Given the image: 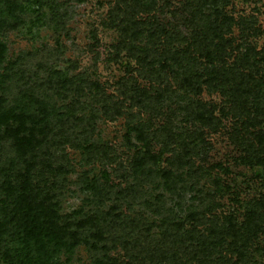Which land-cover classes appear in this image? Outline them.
Returning <instances> with one entry per match:
<instances>
[{
	"label": "rangeland",
	"instance_id": "374dc122",
	"mask_svg": "<svg viewBox=\"0 0 264 264\" xmlns=\"http://www.w3.org/2000/svg\"><path fill=\"white\" fill-rule=\"evenodd\" d=\"M138 2L144 9L133 12L124 45L122 0H13L10 10L0 3V131L5 119L33 124L36 99L51 122L74 115L94 123L79 145L52 150L59 161L45 175L59 224L78 236L52 263L185 264L195 246L191 264H264V234L241 257L226 251L231 235L217 236L218 228L238 229L255 201L264 204V0ZM235 69L252 76L239 77L252 86L244 114L233 109L236 83L224 76ZM58 80L84 91L63 89L64 99L49 88ZM114 109L121 114L105 113ZM20 165L15 151H0V221L8 222L0 264L20 242L6 191ZM190 231L184 252L178 241Z\"/></svg>",
	"mask_w": 264,
	"mask_h": 264
},
{
	"label": "trees",
	"instance_id": "16d2710c",
	"mask_svg": "<svg viewBox=\"0 0 264 264\" xmlns=\"http://www.w3.org/2000/svg\"><path fill=\"white\" fill-rule=\"evenodd\" d=\"M122 2V5H117V9L121 13V19L117 26L119 27L121 36L119 44L124 45L128 43V39L135 32L136 22L133 18V12L136 13L139 10H143L144 6L138 0H122ZM0 3H4L8 10L13 9V0H0ZM215 13L217 15L219 13L217 8L215 9ZM3 24L4 21L1 20L0 28L3 27ZM217 29L218 27H215L213 31ZM193 39L192 45L195 43L196 34L193 35ZM218 39L222 40L223 38L218 36ZM205 47L204 57L211 61L212 50L207 45ZM220 49L221 47L215 48V52ZM6 51V45L0 42V64L5 61ZM257 53L259 59L264 61V51ZM235 71H237L235 74L228 72L224 76H229V78L227 77V80H229L228 85L235 81V90L232 87L230 89L231 93L236 92L230 95L236 104V106L233 105V109L244 114L247 101L246 97L252 93L250 90L252 86L248 82L244 85V78L239 79V77L245 76L250 80L252 76L251 74H240L239 69H235ZM184 81L185 88L192 86L190 80L187 78ZM68 84L59 80L54 82L50 81L49 88L64 99L69 96L61 92L63 89H67L74 97L81 96L84 91L82 85H76L74 83ZM35 102L37 103L38 111L33 124L20 127L14 124V121H17L16 118H13V120L5 119L3 120V130L0 131V151L12 149L19 155L21 163V169L16 175L18 183L16 186L10 185L9 188H6V191L10 189L7 198H12V201L15 203L14 212L9 222L13 223L15 229L19 232L21 231L19 244L11 249L6 248L2 254V258L6 264H53L52 260L61 249L66 248L68 245L72 248L78 243L76 232H71L67 226H61L59 224V216L56 213L55 204L53 203L52 184L49 183L50 180L45 174L53 173L55 166H52V163L59 161L53 155L52 150L62 152L64 144L67 142L73 143L75 140V143L79 145L78 136L86 137L88 132H92L94 123L86 121L81 116L74 115L66 116L65 119H58L56 120L57 122H51L48 120L49 113L43 100L36 99ZM105 113L111 115L112 118H114V115L121 114L116 109L110 113L105 111ZM258 137V140L263 139V136ZM90 147L96 151L100 147L102 148V146L98 145H92ZM258 162L264 169V160L261 162L258 160ZM57 170H62V166L58 165ZM104 177L108 180L107 174H104ZM226 188L229 189V187ZM259 207H264V204L255 201L253 206L247 210L246 218L238 229L233 226L231 227V225L225 229L222 227L218 228L219 233L217 236H232L233 240L226 248V251H232L238 257H241L246 254L247 248L252 244V239L257 238L260 233L264 234V220L258 211ZM2 210L5 211L6 208H2ZM191 218L196 222L203 223L202 220H199V215L191 216ZM7 225L8 222L6 220L0 221V237L7 233ZM83 225V223H80L77 226L82 227ZM98 234L100 235L101 231L97 232V236ZM181 238L183 240L179 239V248L182 246L180 243H183V246H185L183 247V251L185 252L186 248L189 249L186 244H192L194 240L193 232L190 231L184 238ZM203 245V242L199 244L201 247ZM195 251V246H191V254L189 255L191 257L185 259V264H191V260L199 259L195 255L199 252Z\"/></svg>",
	"mask_w": 264,
	"mask_h": 264
}]
</instances>
